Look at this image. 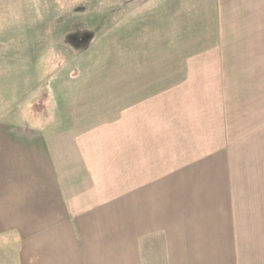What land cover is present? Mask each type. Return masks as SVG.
<instances>
[{"label": "crops", "instance_id": "0c3cea01", "mask_svg": "<svg viewBox=\"0 0 264 264\" xmlns=\"http://www.w3.org/2000/svg\"><path fill=\"white\" fill-rule=\"evenodd\" d=\"M148 1L116 23L115 71L54 121L0 119L14 264H264V152L238 151L264 111V0ZM229 31L246 32L244 71Z\"/></svg>", "mask_w": 264, "mask_h": 264}, {"label": "rangeland", "instance_id": "374dc122", "mask_svg": "<svg viewBox=\"0 0 264 264\" xmlns=\"http://www.w3.org/2000/svg\"><path fill=\"white\" fill-rule=\"evenodd\" d=\"M150 3L0 0V119L25 122L37 114L43 126L54 121L68 90L83 87L91 73L115 71L117 21L126 29L134 22L129 11ZM224 55L246 70V32H228ZM245 133L246 144L238 150L245 156L243 166L246 151L264 152V111L246 113ZM0 244L11 247L12 241ZM3 251L0 264H14V251Z\"/></svg>", "mask_w": 264, "mask_h": 264}]
</instances>
